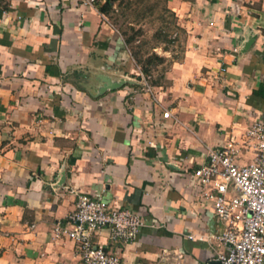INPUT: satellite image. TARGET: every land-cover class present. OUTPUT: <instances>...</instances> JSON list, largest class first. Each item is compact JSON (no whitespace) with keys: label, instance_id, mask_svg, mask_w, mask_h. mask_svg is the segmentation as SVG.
Returning <instances> with one entry per match:
<instances>
[{"label":"crops","instance_id":"0c3cea01","mask_svg":"<svg viewBox=\"0 0 264 264\" xmlns=\"http://www.w3.org/2000/svg\"><path fill=\"white\" fill-rule=\"evenodd\" d=\"M166 4L182 50L149 89L92 3L0 9V264H82L52 232L79 193L142 218L130 242L92 238L122 264H203L225 250L192 171L207 148L264 120L252 94L264 83V0ZM100 74L130 81L99 92Z\"/></svg>","mask_w":264,"mask_h":264},{"label":"built area","instance_id":"2783aa9c","mask_svg":"<svg viewBox=\"0 0 264 264\" xmlns=\"http://www.w3.org/2000/svg\"><path fill=\"white\" fill-rule=\"evenodd\" d=\"M141 78L149 89L146 78ZM162 116L168 117V110ZM244 152L251 156L242 163ZM205 158L192 176L200 198L208 202L213 218L223 224L215 237L225 250L203 264H264V120H253L238 135L230 134L217 149L207 148ZM67 222L65 227L54 226L53 235L74 242L82 264H122L103 243L93 241V236L105 230L109 241L130 242L143 224L129 209L109 207L100 196L81 193Z\"/></svg>","mask_w":264,"mask_h":264},{"label":"rangeland","instance_id":"374dc122","mask_svg":"<svg viewBox=\"0 0 264 264\" xmlns=\"http://www.w3.org/2000/svg\"><path fill=\"white\" fill-rule=\"evenodd\" d=\"M98 2L101 3V0ZM5 3L7 0H0V7ZM102 16L120 37L121 33H124V37H131L135 33L134 41L131 43L130 39L125 46L130 65L135 64L131 58L132 48L138 49L142 56L150 52L164 56L161 62L151 66L148 75L137 67L140 71L138 74L146 78L148 84H151V80L156 83L165 81L162 76L169 64L165 59L180 57L183 42V33L166 0H115L112 9Z\"/></svg>","mask_w":264,"mask_h":264},{"label":"trees","instance_id":"16d2710c","mask_svg":"<svg viewBox=\"0 0 264 264\" xmlns=\"http://www.w3.org/2000/svg\"><path fill=\"white\" fill-rule=\"evenodd\" d=\"M115 0H101V3L98 0H93L92 4L95 6L96 10L101 14L105 15L109 10L112 9V3ZM7 8V3L0 7V9L5 10ZM135 33L131 34V37H124V33H121V42L123 47L127 46V43H131L134 41ZM131 58L133 59L134 63L138 65L140 71L148 75L151 66L161 62L164 59V56L156 54L155 52H150L149 54H145V56L140 55V51L138 49L131 50ZM152 85L156 84V81H150ZM252 94L264 97V83H260L256 89L252 90Z\"/></svg>","mask_w":264,"mask_h":264},{"label":"water","instance_id":"95a60500","mask_svg":"<svg viewBox=\"0 0 264 264\" xmlns=\"http://www.w3.org/2000/svg\"><path fill=\"white\" fill-rule=\"evenodd\" d=\"M97 78L101 82V86L99 87V92H103L104 90H110L117 87H120L124 82H129L128 78L119 77L117 80H111L108 76L104 74H100ZM211 264H217V262H211Z\"/></svg>","mask_w":264,"mask_h":264}]
</instances>
